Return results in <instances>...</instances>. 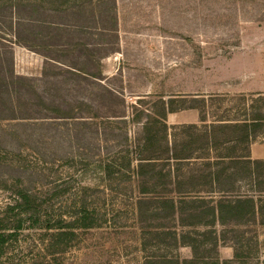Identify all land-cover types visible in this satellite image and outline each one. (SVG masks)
<instances>
[{
  "label": "rangeland",
  "instance_id": "1",
  "mask_svg": "<svg viewBox=\"0 0 264 264\" xmlns=\"http://www.w3.org/2000/svg\"><path fill=\"white\" fill-rule=\"evenodd\" d=\"M13 13V4L0 2V212L24 185L47 202L49 216L63 219L86 198L101 226L80 232L73 246L53 256L42 242L44 231H25L0 264L193 259L189 246H174L172 226L157 228L153 208L162 195L144 198L134 174L105 183L99 165L130 157L135 169L146 115L142 123L134 117L152 107L160 111L154 105L161 98L204 97L207 121L240 119L247 110L264 118V0H94L81 13L52 14L70 26L62 30L46 24V9L27 3L20 11L21 43L7 37ZM194 123L203 125L195 109L167 117L180 141L188 132L181 126ZM260 125L258 134L264 133ZM248 190L244 184L241 191ZM140 198L147 199L144 217ZM260 220L238 228L217 225V233L198 237V263L264 264ZM193 230L207 229H186Z\"/></svg>",
  "mask_w": 264,
  "mask_h": 264
},
{
  "label": "trees",
  "instance_id": "2",
  "mask_svg": "<svg viewBox=\"0 0 264 264\" xmlns=\"http://www.w3.org/2000/svg\"><path fill=\"white\" fill-rule=\"evenodd\" d=\"M5 0H0L3 2ZM14 5L13 20L10 25L11 43H21L20 27L24 19L20 11L27 3L39 11L49 12L47 25L55 30L70 27L53 20L52 14L70 12L79 8L82 12L84 4L94 0H8ZM104 1V0H98ZM19 14V16H18ZM77 14V13H76ZM35 24H43V20L34 19ZM114 23L115 19H114ZM52 32H50L51 34ZM39 38V33H36ZM25 81L24 77H17ZM189 106H185L187 103ZM176 104H179L178 107ZM161 106L160 111L147 110L135 115L134 120L142 123V115L146 121L142 125V141L136 147V166L132 170L129 157L121 164L117 158L111 157L101 162L103 182L110 183L127 174H134L139 193L143 197L150 194H161L159 202L154 206L155 220L158 229L173 227L169 231L176 248L189 246L193 259H179L161 256L158 264H199L200 249L198 237H208L215 232V227L235 228L254 223L260 219L264 224V160L251 158L250 146L257 129L264 120L255 115L239 122L226 123L224 119H216L210 124L205 112L208 102L204 97L163 98L154 107ZM195 109L199 111L202 126L196 124L181 126L188 129L185 139L179 140L181 134H171L167 117L180 110ZM15 114V111H13ZM14 116V115H13ZM71 118V117H70ZM15 119V118H13ZM176 128V127H175ZM198 134V135H195ZM173 139L169 140V137ZM204 152V154L199 153ZM213 157H211V154ZM199 153V154H198ZM127 160V161H126ZM87 173H84L86 175ZM117 177V178H115ZM249 190L242 192L243 185ZM86 188V186H85ZM137 201L139 215L144 217L142 205L147 199ZM158 198V197H157ZM81 202L68 219L48 215V204L24 185H17L12 194V201L0 212V262L7 257L25 231H44L42 242L50 255L67 251L79 239L80 232L100 227V216L95 207ZM153 211H151L152 213ZM168 222V223H167ZM205 227L204 232L186 231L188 228ZM171 227V228H172ZM178 229L181 232H178ZM209 240V238L207 239ZM164 242V241H161ZM217 245V239H216ZM235 257H239L238 243H235ZM227 264V262H225Z\"/></svg>",
  "mask_w": 264,
  "mask_h": 264
},
{
  "label": "crops",
  "instance_id": "3",
  "mask_svg": "<svg viewBox=\"0 0 264 264\" xmlns=\"http://www.w3.org/2000/svg\"><path fill=\"white\" fill-rule=\"evenodd\" d=\"M262 93H258L256 94L257 96L261 95ZM173 114V113H172ZM170 115V114H169ZM251 116H253L251 113H249V111L247 110V113L240 117V119H236V118H229V119H224V120H227V121H224L226 123H229V122H236V121H243L244 119H249L251 118ZM199 123H204L200 120V114H199ZM206 124H210L212 123V121H207L205 122ZM262 123H264V120L262 121ZM196 124V123H194ZM260 136H264V133L262 134H258V131L256 132L255 134V137H254V140H252V143H251V146H250V152H251V158L252 159H257V160H264V139L262 141H257L256 139H259Z\"/></svg>",
  "mask_w": 264,
  "mask_h": 264
}]
</instances>
